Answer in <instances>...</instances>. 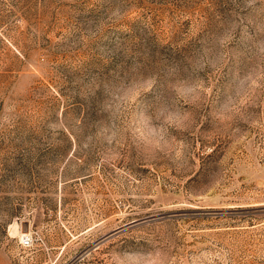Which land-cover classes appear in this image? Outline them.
<instances>
[{
  "label": "rangeland",
  "instance_id": "1",
  "mask_svg": "<svg viewBox=\"0 0 264 264\" xmlns=\"http://www.w3.org/2000/svg\"><path fill=\"white\" fill-rule=\"evenodd\" d=\"M0 264H264V0H0Z\"/></svg>",
  "mask_w": 264,
  "mask_h": 264
},
{
  "label": "built area",
  "instance_id": "2",
  "mask_svg": "<svg viewBox=\"0 0 264 264\" xmlns=\"http://www.w3.org/2000/svg\"><path fill=\"white\" fill-rule=\"evenodd\" d=\"M30 243V239L28 236L25 237V239L22 240V244L28 245Z\"/></svg>",
  "mask_w": 264,
  "mask_h": 264
}]
</instances>
